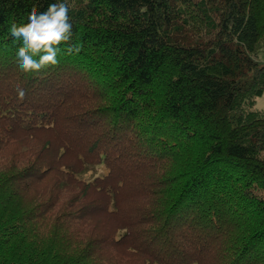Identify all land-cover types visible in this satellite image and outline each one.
Segmentation results:
<instances>
[{
    "label": "trees",
    "instance_id": "1",
    "mask_svg": "<svg viewBox=\"0 0 264 264\" xmlns=\"http://www.w3.org/2000/svg\"><path fill=\"white\" fill-rule=\"evenodd\" d=\"M52 3L81 51L26 74ZM260 50L264 0H0V264H264Z\"/></svg>",
    "mask_w": 264,
    "mask_h": 264
},
{
    "label": "clouds",
    "instance_id": "2",
    "mask_svg": "<svg viewBox=\"0 0 264 264\" xmlns=\"http://www.w3.org/2000/svg\"><path fill=\"white\" fill-rule=\"evenodd\" d=\"M69 5L52 3L44 12L33 7L28 14V22L17 24L12 22L8 29L13 41L21 42L16 51L18 68L26 73H39L42 70L59 64L58 54L61 44L68 45L65 54L79 53L81 48L69 42L72 39L73 25L70 22ZM20 101L26 97L23 88H17Z\"/></svg>",
    "mask_w": 264,
    "mask_h": 264
},
{
    "label": "rangeland",
    "instance_id": "3",
    "mask_svg": "<svg viewBox=\"0 0 264 264\" xmlns=\"http://www.w3.org/2000/svg\"><path fill=\"white\" fill-rule=\"evenodd\" d=\"M258 59L264 62V50H260V53L258 54ZM255 108L264 109V95L256 99ZM105 173L106 169L102 167V165H99L93 169L87 170L82 177L85 179H92L94 177L103 176Z\"/></svg>",
    "mask_w": 264,
    "mask_h": 264
}]
</instances>
